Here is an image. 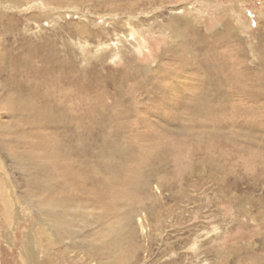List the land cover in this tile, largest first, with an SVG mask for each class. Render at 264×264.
Masks as SVG:
<instances>
[{"label":"rangeland","instance_id":"obj_1","mask_svg":"<svg viewBox=\"0 0 264 264\" xmlns=\"http://www.w3.org/2000/svg\"><path fill=\"white\" fill-rule=\"evenodd\" d=\"M0 3V264H264V0Z\"/></svg>","mask_w":264,"mask_h":264},{"label":"bare ground","instance_id":"obj_2","mask_svg":"<svg viewBox=\"0 0 264 264\" xmlns=\"http://www.w3.org/2000/svg\"><path fill=\"white\" fill-rule=\"evenodd\" d=\"M1 4V3H0ZM2 13V12H1ZM2 16H4V15H2ZM0 19H1V17H0ZM18 57V61H17V64H16V68H17V66H22V67H24V64L26 63V60L25 59H22V58H20L19 57V55L17 56ZM23 57V56H22ZM21 59V60H20ZM3 65V64H2ZM13 66V65H12ZM222 67V69L224 68L223 66H221ZM3 69H4V67H3ZM2 69V70H3ZM160 69V68H159ZM21 70V69H20ZM225 71V73H226V70H224ZM227 74V73H226ZM228 76V75H227ZM213 78H215V80H216V82H217V85L218 84H220L221 82H220V80H219V74H218V71H214V76H212ZM223 78H226V76L224 75L223 76ZM228 79H232V77H229L228 76ZM13 82V81H12ZM11 82V83H12ZM210 84V83H209ZM210 87V86H209ZM241 87H243V86H241ZM168 88V87H167ZM212 89V88H211ZM217 89V88H216ZM241 92V94H243V92L242 91H240ZM222 92H218L217 93V95H215V93H214V97H217V98H219L220 97V94H221ZM227 93H229L228 92V90L226 91V93L224 92L223 94H227ZM238 93H239V90H238ZM203 94V93H202ZM148 95V94H147ZM202 96V95H201ZM231 96V95H230ZM193 98H195V99H197L198 97H197V95H195V96H193ZM210 98V97H209ZM213 98V97H212ZM199 99H201V98H199ZM211 99V98H210ZM215 99V98H214ZM213 99V100H214ZM220 99H223V98H221L220 97ZM208 100V99H207ZM212 100V101H213ZM227 100V99H226ZM215 101V100H214ZM196 102H199V101H196ZM222 102H223V100H222ZM222 102H220V103H222ZM226 102H228V101H226ZM205 104V103H204ZM209 104V103H208ZM207 104V105H208ZM217 104V103H216ZM219 104V103H218ZM227 104V103H226ZM226 104H224V105H226ZM211 105V104H210ZM213 105H214V103H213ZM222 105H223V103H222ZM212 107V106H211ZM214 107H216V106H214ZM218 107V106H217ZM166 109H167V107H165ZM205 108H207V107H205ZM224 108V107H223ZM217 109H219V108H217ZM127 110V109H126ZM226 110V109H225ZM209 111V110H208ZM214 111V110H213ZM219 111V110H218ZM33 115H36V114H38L37 113V111L35 112V113H32ZM67 114V113H66ZM122 115H123V113H122ZM129 115V114H128ZM117 116V115H116ZM98 118H99V116H98ZM51 119H52V116H51ZM106 119V118H105ZM53 120V119H52ZM108 122H110V121H108ZM134 122V121H133ZM137 122V121H136ZM142 125V124H141ZM136 132V131H135ZM81 133V132H80ZM83 135V134H82ZM84 136H85V134H84ZM32 138V137H31ZM33 138H34V136H33ZM85 140V139H84ZM83 140V141H84ZM42 143V142H41ZM44 143V142H43ZM82 149H83V147H81ZM47 154V153H46ZM52 156V155H51ZM45 176V175H44ZM30 183V182H29ZM42 183V182H41ZM56 183V182H55ZM43 187V186H42ZM57 194V193H56ZM77 260V259H76Z\"/></svg>","mask_w":264,"mask_h":264}]
</instances>
